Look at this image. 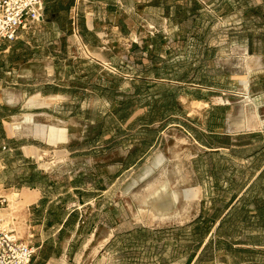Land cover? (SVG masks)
<instances>
[{
  "label": "rangeland",
  "instance_id": "374dc122",
  "mask_svg": "<svg viewBox=\"0 0 264 264\" xmlns=\"http://www.w3.org/2000/svg\"><path fill=\"white\" fill-rule=\"evenodd\" d=\"M17 41L60 94L39 205L0 186L32 264H264V0H51Z\"/></svg>",
  "mask_w": 264,
  "mask_h": 264
},
{
  "label": "crops",
  "instance_id": "0c3cea01",
  "mask_svg": "<svg viewBox=\"0 0 264 264\" xmlns=\"http://www.w3.org/2000/svg\"><path fill=\"white\" fill-rule=\"evenodd\" d=\"M17 40L0 49V142L8 146L0 155V186L6 193L25 194L33 199L30 206H38L45 181L39 119L45 107L53 111L60 94L54 87L45 92L43 66L28 60L27 48L17 46Z\"/></svg>",
  "mask_w": 264,
  "mask_h": 264
},
{
  "label": "built area",
  "instance_id": "2783aa9c",
  "mask_svg": "<svg viewBox=\"0 0 264 264\" xmlns=\"http://www.w3.org/2000/svg\"><path fill=\"white\" fill-rule=\"evenodd\" d=\"M51 0H0V49L19 38L22 30L45 18ZM8 150L0 142V155ZM36 248L0 222V264H32Z\"/></svg>",
  "mask_w": 264,
  "mask_h": 264
},
{
  "label": "bare ground",
  "instance_id": "6f19581e",
  "mask_svg": "<svg viewBox=\"0 0 264 264\" xmlns=\"http://www.w3.org/2000/svg\"><path fill=\"white\" fill-rule=\"evenodd\" d=\"M249 65V64H248ZM249 67V66H248ZM248 86V85H247ZM43 127V126H42Z\"/></svg>",
  "mask_w": 264,
  "mask_h": 264
}]
</instances>
